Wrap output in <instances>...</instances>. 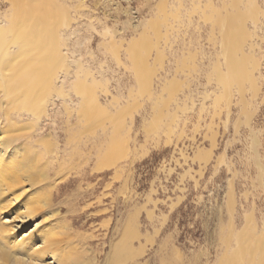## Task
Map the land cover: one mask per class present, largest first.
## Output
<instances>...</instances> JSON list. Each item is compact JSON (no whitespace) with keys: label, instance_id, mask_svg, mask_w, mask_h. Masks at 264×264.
I'll list each match as a JSON object with an SVG mask.
<instances>
[{"label":"rangeland","instance_id":"obj_1","mask_svg":"<svg viewBox=\"0 0 264 264\" xmlns=\"http://www.w3.org/2000/svg\"><path fill=\"white\" fill-rule=\"evenodd\" d=\"M83 1L88 9H84L87 17L83 16L79 23L81 59L84 64L94 63L92 67L95 72L99 71L100 62L106 61L108 57L100 47L103 42L100 32L106 25L110 28L117 25L122 29L128 19L124 13L127 8L132 10L138 22L152 21L158 15L161 19L153 23L155 26L150 24L147 27L145 36L148 37L147 41L161 40L164 43L166 25L173 21L169 22L170 16L178 17H175L174 9L180 6L179 16L183 25L180 32L177 28L171 29L169 38L173 41V37L179 35L185 38L186 43L194 41L191 46L194 52L185 65L183 62L182 69L185 71L180 74L178 82L171 86V83L167 84L168 88L164 86V91V81L162 84L158 82L166 74L170 75L169 79L173 78V73L169 71L172 65L174 69L177 65L182 66L179 61L175 64L177 55L173 56L169 51H166L163 63L158 61L155 69L149 70L142 81H137L130 70L117 66L111 59V73L95 74L98 81L108 82L112 94H120L124 98L132 95L129 100H122L127 108L121 112L117 113L113 106L108 108V114L113 115L111 117L117 122V132L122 138L117 142L116 154L112 153V160L102 168L104 171L95 170L98 169V155L109 152H105L104 145L101 154L98 153L96 144L103 141L100 136L94 139L101 129L97 128L98 122L96 124L94 121L85 128V125L78 124L75 116H71L68 126L66 112L59 104V114L56 110L57 114L52 115L56 119L54 126L44 120L45 117L38 116L28 123L14 121L10 124L5 121L2 124L4 139L7 138L8 144H11L12 137L17 135L12 130H20L21 139L16 145L22 146L20 155L31 162V167H26L21 164L23 161L20 156V165L16 169H46V173L32 175L34 183L26 179L19 180L13 185L11 193L7 191L1 196L7 207L0 216V223L11 229L12 234L18 235V241L45 231L48 237L46 246H49L50 253L56 252L60 257L73 253L86 264H218L226 248L224 239L228 232H233L232 227L241 231L249 226L246 216L250 215L254 219V225L253 222L250 225L256 226L261 244L258 245L257 234L249 226L248 252L252 260L261 258V255L264 257V184L259 183L260 172L251 160V129H254L261 141L258 150L264 164V44L262 54L258 55L262 62V77L258 79V96L252 101V107L255 106L249 109L248 117H252L250 127L246 124V116L242 115L237 99L234 98L236 101L227 118L225 110L220 116H215L212 97L215 86L210 74L216 61L218 45L210 41V25L218 22L219 12H222L221 16L226 15V10L237 12V3L233 7L230 4L232 0ZM15 2L28 4L26 0ZM235 2H242L239 8L244 9L246 14L243 15L245 20L238 21V27L246 24L247 30L252 32V23L256 19L264 26V0ZM9 9L10 0H0V14L7 13ZM216 9L219 12L216 13ZM249 11H253L254 16ZM71 15L75 19L73 9L68 14L70 18ZM105 17L109 18L106 22ZM98 19L102 21L101 24ZM220 28L216 25V34L212 35L217 42L221 40ZM61 29L64 32L67 27ZM132 33V30L122 33L126 36V42L131 40ZM73 38L68 39L69 46ZM90 50L97 59H92ZM151 59L150 66L154 63ZM247 84L244 92L250 93L246 94L249 99L252 94ZM92 87L94 93H101L98 88L96 90L97 86ZM150 91L156 92L153 102ZM71 93H74L72 89ZM102 94L103 102L105 97ZM37 119H42L43 125H39L41 120ZM107 120L104 122L110 126V120ZM109 131L113 129H106L108 136ZM86 134L89 136L86 137ZM46 136L45 143L35 142ZM93 139L99 141L94 142ZM200 151L203 152L202 156L198 154ZM54 156H58L56 160ZM7 158L1 160H6L5 168L12 169L8 162L13 161L10 154ZM220 159H223L222 162ZM115 169H119L118 175ZM43 174L47 175L46 179L41 177ZM230 194H233L234 202H230ZM47 195L51 196L48 208L42 202L48 198ZM16 197L19 198L12 204L11 201ZM25 209L35 213L32 221L21 218ZM37 223L39 227H34ZM128 227L139 234V238L132 242L136 255L132 261H117L115 255L113 257V248ZM40 243L37 240L35 249L42 245ZM40 263L59 264L49 255Z\"/></svg>","mask_w":264,"mask_h":264},{"label":"bare ground","instance_id":"obj_2","mask_svg":"<svg viewBox=\"0 0 264 264\" xmlns=\"http://www.w3.org/2000/svg\"><path fill=\"white\" fill-rule=\"evenodd\" d=\"M12 1L13 4L10 0L9 11L7 13L5 12V14H0V117H2L0 118V212H2L0 213V216L4 214L3 211L7 207L4 200L1 199V196H3L5 192L8 191L11 193L14 188L13 185L19 180L26 179L29 182L34 183L35 181L31 178L32 175L42 172L46 173V169H16L20 165L18 164V159L21 156L20 152L22 151V146L16 145V142H20L21 139V136L19 135L20 130H12L15 131L17 135L12 137V143L8 144V139H4V126L2 127V124L5 123V121L10 124H13L14 121L18 123H28L35 120L36 116H38L39 118L45 117L44 120L48 123L50 122V124L54 126L56 124V119H53L52 115L54 113L57 114L56 110H58L59 114L60 105L66 112V124L68 126L71 124V116H75L78 124L85 125V128L91 125L94 121L96 124L98 122L97 128H101V133L96 132L97 134L94 135V139L100 136L103 138V144L101 142L98 144L97 141L99 140L94 141L93 139V141L97 142L96 147H98L99 154L103 151L102 146L104 145L105 152H109L105 153L103 156L98 155V169L95 170L98 172L104 171L105 169L102 168L106 162L112 160V158L110 159V156L112 153L116 154L117 142L122 138V135L120 136L117 132L119 129L118 126L116 128V125H118L117 122L111 117L113 115L110 116L108 114V108L113 106L117 113L121 112L124 108H127L125 107V104L122 103V100H129L132 98V95L130 94L124 98L120 94H112L110 86L107 84L108 82L106 80L105 82L104 80L98 81L99 78H96V73L108 74V72L111 71V65L109 64V59H111L117 64V66H122L126 70H130L132 72L131 74L136 77L137 81H142L145 78V74L148 75L149 70L155 69L158 61L163 63V58L166 57L167 54L166 51H169L173 56L177 55L176 59L178 60H175V64L179 61V63L182 62V66L177 65L174 69V66L172 65L171 70L169 71L173 73L171 75L173 78L169 79L168 77L170 75L166 74L164 79L160 80L161 82L157 81L161 84L164 81L162 84V89L164 91V86L168 88L167 84L171 83V86L174 82H178L180 74L185 71H183L182 67L194 52V49L191 47L194 41L188 40L189 42L186 43L184 37L180 38L181 36H176V34V38L173 37V41L169 38V32H171V29L177 28L180 32L181 26L183 25L179 16V9H181L180 6L174 9L175 12L171 11L175 13V17L177 15L178 17L172 18V16H170L171 18L169 19V22H171L172 19L173 21L166 25L167 30H165L166 38L164 43L161 42V40H156L157 42H150L148 40V42V37L145 36L147 27L150 24L153 25V23L160 18L158 15L152 21L138 22L134 17L132 10L127 8L124 13L128 15V19L123 23L122 29H119L117 25L114 28H110L106 25L100 32L103 37V42L100 47L102 48L101 50L103 51V54L108 57L106 58V61L100 62V69L95 72V69L92 67L94 63L88 62L87 64H84L81 59L82 53L80 46L82 45L78 35L80 29L79 23L83 16L87 17L84 9H88L83 0H26L28 1V4L26 5L16 4V0ZM235 1H230V4L234 7L237 3V12H229L226 10V15L223 14L224 16H221L220 14L222 12L220 13L219 10L216 9V13L219 12V20L210 25L211 39H209L218 45L216 61L213 63L212 74H210L215 86L212 96L213 106L215 116H220V113L225 110L227 118H229L231 107H233L232 104L235 103L234 101L237 99V104L241 107L242 115L246 116V124L250 127L252 117H248L249 109L255 106L252 107V101L258 96V79L262 77V62L259 60L258 55L262 54L261 48L262 44H264V35L261 36V34L264 33V26H261V21L256 19L252 23V32L247 30L246 24L238 27V21L242 19L245 20V16L243 17L245 12H243L244 9L241 10L239 8L241 7L240 4L242 2ZM208 3L210 5L212 4L210 2ZM71 9L74 10L76 16L75 19L72 15L71 18L68 16ZM253 11L252 13L249 11L251 15L253 14ZM117 12H120V10L116 11V13ZM107 19L109 18L105 17L104 21L106 22ZM100 21L101 20L98 19L99 23ZM191 22L192 21L190 20V23ZM231 23H234L235 25H232ZM70 24H76L78 28H76V26H70ZM173 24L176 26L174 27ZM216 25L221 27V40L219 42L212 37V35L216 34L214 33ZM63 26L67 27L64 32H62L63 29H61ZM198 29L199 28H197V30ZM127 30L133 31V37L130 41L126 42V36L122 33ZM239 33L240 35L238 36ZM72 36H74L73 43L69 46L68 39ZM257 50L259 52H257ZM90 54L93 56L92 59L94 60V57H96L95 54L91 52V50ZM97 58L98 57L95 59ZM149 58H152L153 60H151L154 61L151 66L149 65ZM124 61L130 62V64H127ZM97 63L99 62L97 61ZM159 66L161 65L159 64ZM158 79H160V77ZM246 83H248L247 85L250 88L249 91L252 94L249 99L246 97V94L249 92H244V86ZM90 84L92 86H97L96 90L98 88L101 93H94L93 91L95 90L92 91L93 87L90 86ZM159 87H161V85ZM71 89L74 93H71ZM101 94L102 97H105V101L103 102L101 101ZM155 94L150 91L149 96L151 97L152 102L155 101ZM73 96L76 97L73 98ZM73 113H75V115H73ZM61 115L63 114L61 113ZM107 119L110 120V126L104 122ZM37 120H41L39 121V125H43L42 119ZM130 123L132 125L133 120ZM85 128H83V131L86 133V130H84ZM22 129L25 128L22 127ZM39 129L42 128L40 127ZM106 129H113V131H109V136L106 135ZM74 132L73 129V133ZM88 136L89 135L86 134V137ZM251 136L253 140V157L251 160L255 163V166L260 172L259 183L263 185L264 164L262 163L258 150L261 141L258 139L257 133L254 129H251ZM46 140L47 136L35 142L42 144L45 143ZM87 141L88 139L86 142ZM9 154L13 160L8 161L10 162L12 169H8V167L5 168L6 160H1V158L8 159L7 156ZM198 154L202 156L203 152L200 151ZM58 156H54V159L56 160ZM59 158L60 156L57 159ZM21 159L23 161L21 164L26 167H31V162L28 158L22 157ZM222 160L223 159H220V162H222ZM32 164H34L33 161ZM118 173L119 169H115V174L118 175ZM41 177L46 179L47 175L43 174ZM32 186L33 185L31 184L30 187ZM47 197L48 198L44 199L42 202L48 208L51 204V196L47 195ZM18 198L19 197H16L11 203L13 204V202H16ZM230 202H234L233 194H230ZM32 217H35V213L29 209H25V212H22V219H30L32 221ZM246 220L250 224L253 222L252 224L254 225V219L251 218L250 215L246 216ZM250 224L251 231L257 234L256 242L260 245L261 242L258 240L259 233L256 230L257 228ZM249 226L241 231L235 230L234 227H232L231 231L233 232H228V236L224 239L226 248L222 257L219 259L218 264L264 263V257L262 255L261 258L258 257L257 259L252 260V255L248 252V249L250 248L249 238L251 232ZM137 233L138 232L134 231L131 227H128L124 231L120 242L113 248V257L115 255V260L125 262L129 260L132 261V259L135 258L136 252L132 246V242L135 238H139V234ZM252 234L251 236H253ZM46 235L47 233L45 231H41L34 237L26 236L18 241V235L16 236L15 233L12 234L11 229H9L4 223H0V264H41L40 262L46 257V255L53 257L55 262L57 261L59 264H86L80 261L77 256L73 255V253H70L67 256L68 258L66 255H61L60 257L56 252L50 253L49 246H46L48 245V237ZM37 240H40V244L44 246L40 245L38 249H35ZM142 254L143 252L141 255Z\"/></svg>","mask_w":264,"mask_h":264},{"label":"snow or ice","instance_id":"obj_3","mask_svg":"<svg viewBox=\"0 0 264 264\" xmlns=\"http://www.w3.org/2000/svg\"><path fill=\"white\" fill-rule=\"evenodd\" d=\"M34 227H39V223H37Z\"/></svg>","mask_w":264,"mask_h":264}]
</instances>
